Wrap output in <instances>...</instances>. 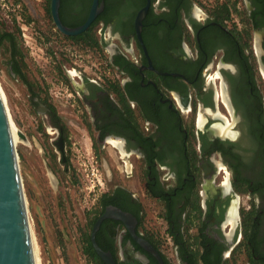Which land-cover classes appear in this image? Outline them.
Wrapping results in <instances>:
<instances>
[{
  "label": "flooded vegetation",
  "instance_id": "af4514ba",
  "mask_svg": "<svg viewBox=\"0 0 264 264\" xmlns=\"http://www.w3.org/2000/svg\"><path fill=\"white\" fill-rule=\"evenodd\" d=\"M93 4L60 0L61 23L84 25ZM99 7L77 36L59 30L52 0L30 3L27 25L15 18L0 32L9 49L1 70L34 111L14 122L29 167L73 183L88 166L82 152L90 166L114 169L85 215L94 264H105L92 235L108 213L95 242L116 264H264V0H99ZM27 38L43 41L48 74L66 86L61 97L29 64L36 52ZM82 38H99L101 48ZM67 43L95 62L79 64Z\"/></svg>",
  "mask_w": 264,
  "mask_h": 264
},
{
  "label": "rangeland",
  "instance_id": "374dc122",
  "mask_svg": "<svg viewBox=\"0 0 264 264\" xmlns=\"http://www.w3.org/2000/svg\"><path fill=\"white\" fill-rule=\"evenodd\" d=\"M38 1L0 0V32L4 29L12 30L13 21L17 20L15 18H18L21 25H27L28 6L30 3L35 5ZM22 32H26L28 36H36L31 35L29 30ZM27 40L34 43L33 52H36V54L29 55L31 60L29 64L37 65L38 75L43 80L45 79L43 74L47 76L49 86L55 94L54 97H61L60 92L63 93L62 89H66V86H62L61 82L48 74L50 71L54 75L51 70L53 62L47 54L40 50L45 48L43 41L42 44L36 46L33 39L27 38ZM66 48L71 49L75 54L71 55L75 60H81L79 64L82 66L90 67L91 61L95 62L93 58H90L89 52L74 50L69 47L68 43ZM8 54V46L3 43L0 45V85L13 122L21 123V119H24L28 112L33 114L34 111L25 100V91L22 90V87L15 86L9 76L1 70L5 60L8 59ZM103 58L105 60V53ZM66 85H68V80H66ZM16 144L20 157L21 175L31 230L38 249L39 264H94L88 257L84 246L86 236L89 234V229L86 228L85 215H89L96 198L111 185L108 175L109 171L113 172L114 169L109 170L100 166L99 163L90 166L89 160L83 157L90 158L91 156L81 152L82 160L86 161L88 166H79L80 171L77 170V172L80 178L77 176L76 182L73 183H67L64 177H62L63 182L57 181L54 176L52 179L50 173L42 175L41 169L32 170L27 163L28 155L24 152L23 145ZM82 160L79 159L80 162ZM115 172L118 173V170L115 169Z\"/></svg>",
  "mask_w": 264,
  "mask_h": 264
},
{
  "label": "water",
  "instance_id": "95a60500",
  "mask_svg": "<svg viewBox=\"0 0 264 264\" xmlns=\"http://www.w3.org/2000/svg\"><path fill=\"white\" fill-rule=\"evenodd\" d=\"M59 5L60 0H52L53 18L59 30L67 36H77L85 32L101 10L99 0H94L87 22L78 28L69 29L60 21ZM142 17L143 13L138 16L136 21L139 37ZM14 125L0 85V264H36L20 157L13 133ZM19 137L22 138L21 133H19ZM110 211L122 220L128 218L127 214L118 209L111 208ZM108 215L109 213L97 222L92 239L95 251L105 264H116L111 253L103 251L95 242V231L100 222ZM142 244L156 254L149 243L142 241Z\"/></svg>",
  "mask_w": 264,
  "mask_h": 264
},
{
  "label": "bare ground",
  "instance_id": "6f19581e",
  "mask_svg": "<svg viewBox=\"0 0 264 264\" xmlns=\"http://www.w3.org/2000/svg\"><path fill=\"white\" fill-rule=\"evenodd\" d=\"M13 133H14V139H15V142L17 143V142H22V140H21V138L19 137V130L15 127V126H13ZM51 177H52V179H54L53 178V175H51ZM31 234H32V240H33V247H34V254H35V263L36 264H39V259H38V256H37V248H36V244H35V240H34V235H33V232H32V230H31Z\"/></svg>",
  "mask_w": 264,
  "mask_h": 264
},
{
  "label": "trees",
  "instance_id": "16d2710c",
  "mask_svg": "<svg viewBox=\"0 0 264 264\" xmlns=\"http://www.w3.org/2000/svg\"><path fill=\"white\" fill-rule=\"evenodd\" d=\"M82 39H85V40H81V41H79V39H78V40H77L78 43L80 42V43L83 44L84 46H86V45L89 46V45L95 43V44L97 45L98 48H101L99 38H97L96 41L93 40V39L90 41V39H87V38H82ZM86 253H87L88 255L96 256V254H95V252H94V250H93L92 248H86Z\"/></svg>",
  "mask_w": 264,
  "mask_h": 264
}]
</instances>
